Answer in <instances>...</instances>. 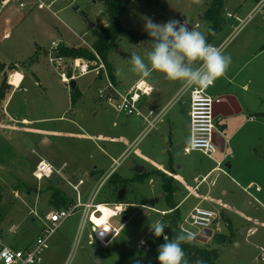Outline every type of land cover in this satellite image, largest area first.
Wrapping results in <instances>:
<instances>
[{
	"label": "rangeland",
	"instance_id": "rangeland-1",
	"mask_svg": "<svg viewBox=\"0 0 264 264\" xmlns=\"http://www.w3.org/2000/svg\"><path fill=\"white\" fill-rule=\"evenodd\" d=\"M42 1L48 5L53 2L52 9L57 15L46 8H39L36 0H10L7 6H0V88L3 79L7 81V90L11 79L12 85H20L22 76L19 72L14 73L12 78L9 75L3 77L4 71L11 64L19 65L24 74L22 88L14 90L6 110L2 100L0 101V192L3 196L0 213H4L3 220L0 221V243L18 249L30 247L42 233V218L53 209L50 204L53 190L50 188L61 187L69 195L75 196L74 190L65 180L54 177L38 182L32 177L40 157L51 160L57 166L67 162L69 166L66 172L71 180L74 173L75 181L79 178L85 179L86 185L81 190L86 200L90 191L98 187L102 171L111 169L114 159L120 157L122 162L117 167V173L128 178L135 174L133 170L136 165L145 164L149 170L150 165L145 161L161 158L169 152L164 153L168 149L165 147L169 146L168 143L157 142L156 131L136 140L137 133L134 128L138 132L142 128L139 118L100 105L94 96V86L89 88L96 76L93 71L72 80L78 84L81 95L69 107L70 112H66L63 119H58L68 104L70 105L69 101H72V89L70 84L62 82L60 75L49 65L44 49L51 46L53 41H61V45L65 42L75 47L85 46L83 39L92 43L93 30L98 31L108 26L110 21L100 0ZM21 2L24 3L22 7ZM212 2L213 0H203L201 5H197L193 0H156L149 4L133 1L120 16V23L124 28L138 33L137 41L120 40L118 48L112 49L108 54L109 62L115 67L120 87L128 90L137 79L143 78L132 72L130 61L132 53L135 52L148 62L151 37L145 31L146 18L156 23H166L171 18L187 20L190 29L195 28L208 38L210 23L203 18V14ZM255 4V0H224L221 29L209 42L219 46L228 38L224 51L232 58L229 68L232 74L217 79L215 85L208 89V93L218 98L231 92L243 108L239 114L241 116L231 120L217 119L216 129L222 130L228 124L231 129V132L229 130L226 133L228 137L236 126H242V132L228 141L225 152H218L212 158L199 151L185 153L184 149H174V160L183 163L181 173L192 185L196 184L194 178L202 170L215 167L219 161L222 169L229 173L226 175L223 171H217L218 182L209 197L213 205H203L217 211L222 210L223 206L217 201V204L214 202L216 191L225 186L228 192L238 189L237 184L232 181L235 178L234 171L229 172L226 167L228 161H233L230 152L238 151L240 147L243 155L236 154L241 161L249 162L252 157L246 155V151L249 152L254 146L259 149L260 138H264V15L254 16L234 37H231L233 27L239 22L227 16V12H231L242 20L246 19ZM90 22L95 25L92 30ZM37 54L41 55L38 62L29 63L37 58ZM160 75L164 76L163 73L153 71L144 80L150 85L159 82ZM37 79L40 82L38 84ZM156 96L157 91L151 97L145 98L149 109L143 108L144 111L156 110L152 103ZM254 113H262L263 120L251 123L249 119ZM24 118L29 122L22 121ZM252 126L255 133L251 131L248 134L247 131ZM43 138L46 139L45 142L42 141ZM125 139L128 141L125 142ZM241 142L243 144L238 147L237 144ZM254 162L253 164L258 163L257 160ZM95 168L100 173L92 175ZM257 169V174H264V167L257 166ZM159 186L158 180L150 183L148 179L133 181L126 187L118 188L106 182L98 190L97 201L130 204L128 213L113 220L115 226H122L117 238L109 246H103L98 241L89 244L90 228L80 234L82 212L78 211L49 239L48 248L39 264H159L158 247L164 243V239L156 238L149 231V227L155 221H162L166 225L165 234L171 239L169 213H159L143 206L160 210L167 208V202L159 195ZM199 195V192L193 195L186 205L193 204ZM228 232L223 227L222 234ZM216 234L213 232L205 242L196 238L192 243L219 249L221 253L217 264H251L257 261V245L264 244L263 237L247 238L245 230L238 235V242L221 246L213 242Z\"/></svg>",
	"mask_w": 264,
	"mask_h": 264
},
{
	"label": "built area",
	"instance_id": "built-area-1",
	"mask_svg": "<svg viewBox=\"0 0 264 264\" xmlns=\"http://www.w3.org/2000/svg\"><path fill=\"white\" fill-rule=\"evenodd\" d=\"M9 2L10 0H3L1 1V4L7 5ZM37 4L39 8H46L54 15H57V13L52 9L53 2L48 5L42 0H37ZM20 6H24V3H21ZM259 14L264 15V0H258L252 11L248 14L247 18L243 20L237 15L227 12V16L229 18L235 19L239 22L237 26L233 27L234 29L231 37L238 34L254 16ZM80 38L82 39L83 37L80 36ZM227 42L228 38L219 46H223V48H225ZM83 43L94 53L95 60L89 61L81 58L62 56L58 53L61 41H53L46 55L48 62L60 75L62 82L66 84H70L72 80L79 76H85L91 71L103 73L106 77L107 84L103 89L98 91V98L106 106L112 107L120 113L126 115H137L143 118L146 126L142 135L145 136L148 134L162 119L165 111V109L161 112L150 110L148 113H144L142 111V107L140 105L141 100L143 97L149 96L153 92V87L145 80H140L127 93L120 92L115 83L111 80L107 66L99 53H97L91 43H88L84 39ZM68 72H72V74L69 75ZM214 85L215 82L207 88L194 86L187 92H181L180 90L176 98L170 103L171 105L177 101H184L185 96L189 95L191 135L189 145L185 148L186 153L199 151L207 157L212 158L213 155L218 152V147L214 141L216 134V120L218 119V117H215L214 110L216 98L208 93V89ZM34 153L37 154L36 151H34ZM120 160L121 159L114 160L113 169L120 164ZM220 164L221 162H218V167L215 168L216 171L222 170V168H220ZM67 168V163L57 166L46 158H39L32 172V177L38 182L50 180L54 177L67 181L75 192V196L72 195L74 197V203L67 208H53L49 210L44 220L42 233L30 247L26 249H18L0 243V264L41 263L43 254L48 248L49 239L59 230L68 218L73 216L78 211L82 212L79 228L80 234H82L86 228H90V233L88 235L89 244H93L95 241H98L103 246H109L117 238L122 226H115L113 220L128 213L130 204L97 201L98 190L101 186H103V184L108 182L114 173V170L112 169V171L105 176L103 179L104 181H101L98 187H95L88 198L84 200V194L82 193L81 187L86 184L85 179L79 178V180L75 181L73 177L75 178L76 175H73L71 180L67 176ZM206 180L207 177L202 179V181ZM146 208L152 210L149 207ZM105 211L108 212V216L106 217ZM95 217L100 219L101 222H95ZM223 224L224 223L220 221V217L215 212L196 207L181 221L178 226V232L181 233L182 231H190L194 233L195 237L198 239L204 235L206 230H211L216 233L221 232ZM106 228L110 231L106 232ZM259 259L264 261V247L260 249Z\"/></svg>",
	"mask_w": 264,
	"mask_h": 264
},
{
	"label": "crops",
	"instance_id": "crops-1",
	"mask_svg": "<svg viewBox=\"0 0 264 264\" xmlns=\"http://www.w3.org/2000/svg\"><path fill=\"white\" fill-rule=\"evenodd\" d=\"M255 2H257V1H255ZM36 3H37V0H36ZM7 5H2L0 2L1 8L5 7ZM203 18H205L204 14H203ZM62 44H66V43L62 42ZM66 45L71 46L69 44H66ZM47 48H50V46H48ZM36 53H37V51H36ZM40 56L41 55H38L37 61L33 62L32 64L38 62ZM44 56H46L45 51H44ZM11 65H14L15 68H13L12 70H10V68H7L4 71L3 77L9 75V77L12 78L14 73L19 72V73H21V76L23 79L24 74L21 71V68L19 69V65H16V64H11ZM49 65L51 66L50 63H49ZM112 66H113V64H112ZM113 68H114V75H115V67L113 66ZM9 71H13V72H9ZM93 72L96 73V76L93 78V81L89 85V88L94 86V88H95L94 92L96 94L94 96H95L96 100L99 101L100 105L104 106L105 104L102 103V101L98 98V91L100 89H103L106 86V84H107L106 83V77L101 72H97V71H93ZM68 74L71 75L72 72H68ZM226 74L230 75V74H232V72L228 70ZM234 77H236V75ZM22 79H21L20 85H18V86L12 85V79L9 81V83H8L10 86L9 90L6 91L5 97L2 100L3 107L5 110H6V105L11 100L10 97H11L12 93L14 92V90H20L22 88V85H23ZM3 80H5V79H3ZM140 80H144V78H141L139 80L137 79L136 82L131 85V88ZM113 82L117 86L118 90L122 93H127L128 91L131 90V88L128 90H123L120 87V82L116 78V75H115V81H113ZM38 83H40V82L37 79L36 84H38ZM150 85L153 87V92L149 96L143 97V99L141 100L140 105L142 107V111L144 113H148L150 110H152V109H150L147 112L144 111V109H149L146 106V99L145 98L151 97L157 91L156 100L152 102L156 107V110H153V111L161 112L163 109H165L164 115H163L162 119L158 122L156 127L154 129H152L145 136L142 135L145 131V126H146L143 118H141L140 116H137V115H133V116H135L141 120L140 121V127H142L139 130V132H138L137 128H134L135 132L137 133L136 134V136H137L136 140L138 138H140L139 140H141L144 137H146L147 135H149L151 132L156 131L157 137H158L157 142L161 141V142H166L169 144V146H165L166 149L167 148L168 149H167V151L165 149L166 152H164V153H167L169 151L168 154L161 156V158L157 157V159L152 160L150 162L145 161V162L149 163V165H150L149 170H147V167L145 164L136 165V167L133 170L135 174L132 177H128V178H124L120 174H118L117 173V167L118 166L115 169H113L114 164H112L111 169H109L107 171H102V173L100 174V177H99V182L104 181L103 179L105 178V176L109 172L112 171V169L114 170V173L118 174L121 178L127 179V180L133 179L134 181H144V180L148 179L150 181V183H154L156 180H158L159 184H160L159 195L163 200L166 201V199H165L166 194L164 193V190H163L164 182H163V179L161 176L162 174H165L167 177H171L174 180L175 192L173 195V200L177 206L176 208L180 211V213L182 215L181 221L186 216H188L193 211L194 208L200 207L203 209H208V210L213 211L216 214H218V216L220 217V221L225 224V225L223 224L224 226L222 225L221 232H219V233H222L223 227L227 228L229 232L225 235H232V242L231 243L238 242V237H239L238 235L242 231H245V230L247 232V234H246L247 238H250L253 236H256V237L260 236V237H263V239H264V174H257V170H259V169H257V166H260L261 168L264 167V138H260L259 144L261 147L259 149H257V147L254 146V148H251V150L249 152L246 151L245 154L251 155V157H252L249 160V162L241 161L239 156L236 154V153H238L240 156L243 155V149H241L239 147L243 144V142L237 144V146L239 147L238 151L233 150V152H230V154L233 156V161H228L226 163V167H227L229 172L234 171L235 178L233 177L232 181L237 184L238 189H236V190L233 189V190H231V192H228L229 190L225 189V187H226L225 186L222 189H218V191H216L214 202L217 201L218 203H220L221 206H223L222 210L217 211L213 207L209 208V207L203 206L206 203L208 206L213 205V201L211 199H209V197L212 194V188L218 182L220 171L218 170V172H219L218 173L215 170V168L218 167V163L216 164L215 167H213L211 169L208 167L206 170H202L199 174V176L201 178L199 179V176L195 177L194 180H195L196 184L192 185L188 181V179L186 177H184L181 173V171L184 168L183 163H177L174 160V156H175L174 149L175 150L178 149L179 151L184 149V151H185V148L189 145V142H190L191 119H190V98H189V95L185 96L184 101H177L176 103L170 105L171 101H173L176 98L177 94L180 92V89H181L180 82L170 81V80L166 79L165 76L160 75V81L156 82V83L154 82L153 84H150ZM76 86L78 87L77 83H76ZM244 87H245V89H247V86H244ZM25 90H26V88L23 89L24 93L26 92ZM9 93H11V94H9ZM226 95L235 96L231 92H228L227 94L221 95L220 97H223ZM220 97H218V98H220ZM218 98H216V99H218ZM69 102H70V105L68 104V106L62 112V114H60V117L58 119H63L65 113L70 112L69 107L73 106V103H72V101H69ZM223 111L226 114H228L231 111V107L229 105H226L225 107H223ZM242 111H243V108H242ZM242 111L240 113H242ZM6 112L8 114V111H6ZM240 113L228 116V117H226V119L231 120L237 116H241V115H239ZM261 114L258 115L257 113H254L249 119L250 122L254 123V122H260V120H263V116H261ZM220 118H222V117H218V119H220ZM22 121H24L26 123L29 122L26 118H24ZM229 130L231 132V129L229 128L228 124H225L222 127V130L216 129V132L220 133L225 138V141H226L225 150H226V146H227L228 141L233 139L234 135H238L239 133H241L243 130V127L242 126H236L234 131L232 130V134L230 135V137H228L226 134L227 132H229ZM250 132L251 133L254 132L253 126L249 127V129L247 131L248 134ZM42 135L46 136L45 133H42ZM78 136H80V135H78ZM243 139H244V137H243ZM240 140L242 141V138H240ZM42 141L45 142L46 139L43 138ZM126 141H128V140L125 139V142ZM170 149L171 150L173 149V150L171 151ZM102 150L106 151L105 149H102ZM33 151H35V150H33ZM218 152H221V151H219V149H218ZM254 156H256V157L254 158ZM119 158H116L114 160H117ZM124 158H125V156H123V159ZM255 160H257L258 163L253 164V162ZM121 162H122V160H121ZM64 163H67V162H64ZM221 166H220V168H222ZM223 170L224 169H222L221 171H223ZM226 172L227 171L224 170L222 173H225L226 175H228L229 173L228 172L226 173ZM99 173L100 172L97 171L96 168L94 171H92V175L99 174ZM73 175H76V174L74 173ZM204 177H207L206 181H202V179ZM94 188H93V190H94ZM122 189H121V191H122ZM92 191H90L89 194H91ZM197 192L200 193V195H199L200 197H197L196 198L197 200L193 204L186 205L187 202L191 199V197L193 195H195ZM84 196H85V194H84ZM228 196H229V198H227ZM177 197H179V198H177ZM208 201H211L212 203H210ZM217 202H216V204H217ZM143 206L149 207L153 211H156L159 213L161 212L163 214L171 213L173 211L170 209L168 204H167V208L164 210H160V209H157L155 207L148 206V205H143ZM45 218H46V216L42 218V226H41L42 229L44 227ZM181 221H180V223H181ZM229 223H230V226H229ZM0 241L2 242V240H0ZM13 245L17 246L15 243H13ZM237 245L239 246L240 244L237 243ZM257 247L259 249V255H258L257 261L255 263H251V264H264V261H261L259 259L260 249L264 247V244H261V245L258 244Z\"/></svg>",
	"mask_w": 264,
	"mask_h": 264
},
{
	"label": "clouds",
	"instance_id": "clouds-1",
	"mask_svg": "<svg viewBox=\"0 0 264 264\" xmlns=\"http://www.w3.org/2000/svg\"><path fill=\"white\" fill-rule=\"evenodd\" d=\"M193 3L201 5L203 0H193ZM188 24L187 20L175 18L166 23L146 18L145 31L151 37V51L147 53V63L140 55L132 53V72L143 78L149 77L153 71L163 73L166 79L180 82L181 92L194 86L207 88L224 77L232 63L231 56L225 54L223 46L210 44L202 32L190 29ZM165 229L166 225L159 220L149 227L156 238L164 239L158 247L159 264H189L182 245L192 243L195 234L182 231L170 239ZM105 231L110 230L106 228Z\"/></svg>",
	"mask_w": 264,
	"mask_h": 264
},
{
	"label": "trees",
	"instance_id": "trees-1",
	"mask_svg": "<svg viewBox=\"0 0 264 264\" xmlns=\"http://www.w3.org/2000/svg\"><path fill=\"white\" fill-rule=\"evenodd\" d=\"M3 0H0V2ZM133 1H141L145 3H153L156 0H100L102 3L105 12L109 17V25L106 27L100 28L98 31L93 30L94 41L91 43L93 48L99 53L103 61L107 66V70L109 76L112 81H115L114 68L112 64L108 60L109 52L118 48V43L120 40L126 39L132 42L137 41L138 33L134 30L124 28L120 23V16L128 9ZM258 1V0H255ZM223 14H224V0H213L210 7L205 11V19L210 23L208 28L209 36L207 38L208 42H210L211 37L217 33L218 30L221 29L223 22ZM44 51L48 52V49H44ZM58 53L65 57L72 58H81L83 60H95L94 53L86 46H68L66 44H62L58 48ZM39 55V54H37ZM37 58H33L29 63H33L37 61ZM9 68H15L14 65H10ZM6 79L3 81L2 86L0 88V101L4 99L6 91L8 89V85H6ZM78 87L76 86L71 90V100L72 103H76L78 101L79 96ZM162 179L164 182L163 190L165 195L166 202L171 210V213L168 214L169 223L171 225L170 236L174 238L178 234V226L180 224L182 215L180 211L176 208V204L173 200V195L175 192L174 180L171 177H167L165 174H162ZM134 180H127L121 178L118 174L114 173L108 182H110L111 186L114 187H126L128 184L133 182ZM63 184V183H61ZM53 190L52 198L50 204L53 208H67L74 203V197L69 195L64 188L61 187H52ZM3 200L2 193L0 192V204ZM4 213H0V221L3 220ZM230 226V223H229ZM215 244L225 245L232 242V235H225L222 233H217L214 236ZM186 258L189 264H217V260L220 256V250L210 249L207 247H201L194 243H186L182 245Z\"/></svg>",
	"mask_w": 264,
	"mask_h": 264
},
{
	"label": "water",
	"instance_id": "water-1",
	"mask_svg": "<svg viewBox=\"0 0 264 264\" xmlns=\"http://www.w3.org/2000/svg\"><path fill=\"white\" fill-rule=\"evenodd\" d=\"M94 26H95L94 23L90 22V30H92ZM75 87H76V82L72 81L70 83V88L74 89ZM226 105H229L231 107V111L228 114H226L223 111V107H225ZM214 110H215V117L226 118L228 116L240 113L242 111V108H241V105L238 99L235 96L226 95V96L216 99L214 103ZM214 141L219 151L224 152L225 143H226L225 138L220 133L216 132ZM204 234L205 235L199 237L200 241L205 242L207 240V237H210L213 235V232L211 230H206Z\"/></svg>",
	"mask_w": 264,
	"mask_h": 264
},
{
	"label": "bare ground",
	"instance_id": "bare-ground-1",
	"mask_svg": "<svg viewBox=\"0 0 264 264\" xmlns=\"http://www.w3.org/2000/svg\"><path fill=\"white\" fill-rule=\"evenodd\" d=\"M106 216H108V212H107V211H105V217H106ZM95 218H96V217H95ZM95 218H94L95 222H101L100 219H98V218L95 219Z\"/></svg>",
	"mask_w": 264,
	"mask_h": 264
}]
</instances>
